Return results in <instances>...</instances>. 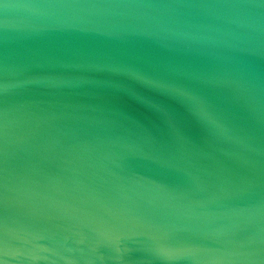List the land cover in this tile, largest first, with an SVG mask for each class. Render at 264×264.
<instances>
[{
    "label": "water",
    "instance_id": "95a60500",
    "mask_svg": "<svg viewBox=\"0 0 264 264\" xmlns=\"http://www.w3.org/2000/svg\"><path fill=\"white\" fill-rule=\"evenodd\" d=\"M0 264H264V0H0Z\"/></svg>",
    "mask_w": 264,
    "mask_h": 264
}]
</instances>
